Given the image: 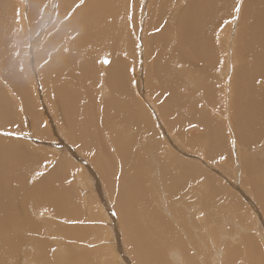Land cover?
Here are the masks:
<instances>
[{
    "label": "bare ground",
    "instance_id": "obj_1",
    "mask_svg": "<svg viewBox=\"0 0 264 264\" xmlns=\"http://www.w3.org/2000/svg\"><path fill=\"white\" fill-rule=\"evenodd\" d=\"M5 1L0 0V264H91L93 257L85 250L77 252L74 241L106 236L110 239L103 241L109 243L106 264H121L120 255L125 264H165L164 256L175 264H196L192 256H203L206 247L220 251L215 264H222V256L223 264H236L235 258L239 264H264L263 243L250 235L256 221L245 216L248 208L217 178L164 146L154 121L133 91L137 92V84L131 82L128 58L133 57L135 64L133 34L145 0H141L130 30L122 15L138 0H18L24 6L27 32L19 28L13 2ZM183 1L184 6H180L182 0L146 2L148 19L142 43L147 64L149 52L154 53V67L149 66L145 73L146 94L156 102L157 95H163L160 106L167 104V110L159 107L156 111L167 130L172 134L175 129L193 151L201 149L204 139L202 150L213 162L219 155L232 159L226 124L206 112H190L188 104L203 92L208 106L226 112L220 103L226 97L233 110L227 116L235 141L245 146L240 186L245 192L249 193L248 188L254 191L252 201L264 221V0H243L234 41L228 34L218 39L223 21L226 29L237 22L232 20V0ZM235 1L236 6L239 0ZM53 3L58 4L55 21L50 14ZM64 17L69 21L59 28ZM158 21L164 25L157 28ZM26 35L37 36L30 47L23 41ZM40 43L44 47L38 52ZM22 49L26 59L22 68L33 63L40 85L18 71L14 56ZM122 52L125 58L120 56ZM106 53L109 56H103ZM40 61L48 62L42 70ZM100 61L104 66L97 64ZM153 81L161 88L156 89ZM186 84L193 85L192 89L186 91ZM114 109L119 110V118L113 115ZM20 110L28 117L23 118ZM181 121L204 128L202 138L182 134V128L175 126ZM142 155L146 156L141 160ZM163 157L171 158L172 179L173 171L179 172L187 185L186 194H199V202L181 208L168 201L179 193L169 192L170 188L165 191L160 172ZM85 158L89 165L83 163ZM228 162L229 157L226 171L223 166L220 170L233 178ZM45 163H49L46 168ZM80 164L90 167L86 173ZM41 168L46 173L38 177ZM73 172L93 188L102 184L106 200L115 201L116 234L120 235L116 241L102 226L105 220L97 202L101 199L102 205L105 201L99 185L95 194L84 196L72 183ZM197 176L204 182L189 189L185 177ZM201 183L209 187L206 194L200 191ZM241 189L243 199L258 210ZM222 195L231 199L229 208L242 221L237 226L242 239L225 236L229 225L222 229L214 220L198 224L194 219L204 213L205 200L216 197L220 201ZM143 201L149 211L143 210ZM167 218L174 225L168 226ZM82 221L87 229L68 227ZM177 250L188 257L175 256ZM92 252L104 255V248L96 246Z\"/></svg>",
    "mask_w": 264,
    "mask_h": 264
},
{
    "label": "rangeland",
    "instance_id": "obj_2",
    "mask_svg": "<svg viewBox=\"0 0 264 264\" xmlns=\"http://www.w3.org/2000/svg\"><path fill=\"white\" fill-rule=\"evenodd\" d=\"M8 1V0H7ZM13 2V7H14V16L16 15L19 16V28L20 30L27 32L29 30V28L27 27L26 23H25V18H24V6L21 4V2H18V0H11ZM30 0H27V3H29ZM3 3H7L5 0H2ZM134 2V0H133ZM141 0H138L137 5L135 6L133 4V7L128 8V12H125L124 15H122V20L124 25L128 28V30L131 29V22L132 19L134 18L138 8H139V4H140ZM234 2V5H233ZM242 2L243 0H239L238 3L235 6L236 1L232 0V10H231V15H232V20L233 21H237L235 24L233 25H229V28L226 29L227 24L225 21H223L222 25L218 28L219 34H218V39L222 38L224 39L225 36H227V34L229 35V37H232V40L234 41V36L236 34V31L238 29V16L240 14L241 11V7H242ZM168 1H166L165 6L167 5ZM186 4V1L181 2L180 6H184ZM58 4L57 3H53V6L56 8ZM146 2H144V12L140 17V28H138L136 34H133V42L134 43V51H135V64H133V57H129L128 61L131 63L132 69L130 71V77H131V82H133L135 80V83L137 84V92L135 90H133L136 94V96L138 97L139 101L142 103L144 110H147V113L153 123L154 121V126L156 127L157 132L160 135V140L162 141V143L164 144V146L171 151L172 154H175L178 158L183 159V160H189L195 164H197L200 168L206 170L209 174H211L212 176H214L215 178H217L222 184H224L233 194V196L237 195L240 199L241 202L248 208L249 213L247 211H245V216L249 219L250 222H252V218L254 221H256V225H254V223H252V227H251V231H250V235H254V237L257 238L258 241L261 240V242L263 243L262 245L264 246V221L262 219H260V217L262 216L260 208L257 204H255V201H252V199H254V191L250 190L248 188V192H245V190L241 189L242 187L240 186V181H241V173L239 171V167L241 164V156L242 153L244 152V148L245 146L240 143L238 140L237 142L235 141V137L232 133V126H231V121L228 120V113L230 112L231 115L233 113L232 107L230 106L228 108V102L226 97L223 98V100L220 102L222 107L225 109L226 112H224L222 109L216 108L214 106H208L207 105V101H204L203 99H206V94H204L205 98L203 97V92L198 93L195 97L192 98V102L188 104V109L190 110V112L195 113L197 110L199 111H203L206 112L210 115H213L214 117H216L219 121L223 122L226 124V129L225 131H227V134L230 137V147H231V152H232V159L230 158V156H225V155H219L215 160L216 161H211L210 158L205 154V152L202 150V148L204 149V139L200 140V146L198 148L201 149H197L196 151L191 150V147L186 146V145H190L186 142V140H184V142L186 143V145L182 142V140L180 139V135H178V132L174 129L172 134L167 130L165 124L162 122V118L159 114V112H157L156 110H159V107L162 108V110L165 112L167 110V104L166 107L163 106L161 107V103H162V99H163V95L161 94V97L157 95L156 100L157 102L152 99L151 97L148 96V93L146 94V86H145V73L147 71V68L149 70V66L152 65V67H154V53L153 52H149L151 53L149 55L148 58V64H147V60L144 58V52L146 53L145 49H144V44L142 43V37H143V32H144V22L147 21V16H146ZM17 11V12H16ZM41 14L44 12V9L42 8L41 10ZM55 12V10H54ZM18 13V15H17ZM50 14H52V10L50 11ZM54 16L53 20L56 19L57 14H52ZM69 21V19H66V17H64L62 20H60L58 22L59 28L61 27L63 22H67ZM53 22V21H52ZM163 23V22H162ZM161 23V24H162ZM160 22L158 21V27L159 28L161 26ZM164 25V23H163ZM15 26H18L15 24ZM156 28V29H157ZM58 29V27H57ZM155 30V28H153ZM152 29V30H153ZM140 31V32H139ZM22 32V33H24ZM21 33V34H22ZM23 35V34H22ZM21 35V36H22ZM156 36V35H154ZM151 36V39L152 37ZM16 39H20L18 36ZM37 39L36 37L31 38L30 35H26L25 38L23 39L24 42L28 41V45H32V43ZM151 39H150V45H151ZM43 42V41H42ZM39 46V47H38ZM36 47H38V52L41 51V49L44 47L43 43H40L39 45H36ZM109 56V53L104 54L103 56ZM122 57L125 58V54L124 52L121 53ZM17 58V62L20 60V57L16 56ZM139 62V64H138ZM48 63V62H47ZM47 63H42L41 61L39 62V67L42 70L43 67L47 64ZM158 64L159 61L157 62ZM25 64V61L23 63ZM98 65L101 64V66H104L101 61L97 62ZM138 64V65H137ZM107 65H108V61H107ZM22 76L24 77H32L34 75V71L32 69V67H29L25 70L20 69ZM153 70H150V72L152 73ZM143 72V73H142ZM153 80V79H152ZM34 84L37 86L38 84L40 85V82H34ZM153 84H155L157 87L158 83L156 81H153ZM185 90H191L193 85L190 84H186L185 85ZM228 88V87H227ZM231 86L229 87V95L231 94ZM40 92V90H39ZM144 95H143V94ZM181 93V91H180ZM182 94V93H181ZM227 94H228V90H227ZM186 96V95H184ZM146 97V98H145ZM16 101H20V103L22 102L21 99H19L17 96L15 97ZM203 102H205V104H202ZM163 105H165L164 101H163ZM228 108V109H227ZM20 114L23 118H27L28 116L22 112L20 110ZM113 115L116 118L120 117V113L118 109H114V113ZM178 119V117L175 118V120ZM174 123V122H172ZM187 125V126H184ZM175 126L182 128V134L185 133L186 136H188L189 134H193L202 138V133L204 132V128L203 131L202 129L200 130V126L198 124H193L192 126L189 124H185L179 122L176 123L175 122ZM226 134V132H225ZM226 134V135H227ZM10 136V135H8ZM197 137V138H198ZM11 139V138H10ZM173 143V144H171ZM37 146V145H36ZM39 147H43V145H38ZM164 154V153H163ZM146 155H142L141 160L145 157ZM229 157V165H231V167H229V170L233 171V178H229L227 177L224 173L221 172L220 167L223 166L224 170L226 167V163H225V159H227ZM172 158V155H171ZM170 157H163V162L160 165V172H161V176L163 181L166 183V189L165 191H168V188L171 189V191L169 192H174L177 191L179 193V196L175 197L172 200H168V201H172L176 204V206H180L181 208H187L189 207L191 204L199 202V194H197V196H194L193 194L190 193V196H188L186 194V183L182 180V178L180 177L179 172L173 171L172 175L175 176L172 177L170 176V172H171V167L169 162L171 161ZM262 161H264V159H261ZM84 164H88L86 158L85 160H83ZM49 163H45V165H43L44 168L47 167ZM89 165V164H88ZM242 166V164H241ZM164 168V171H163ZM235 169V171H234ZM261 174H263L264 168L261 169ZM41 172L38 173V177H41L43 174L46 173V171L44 169L41 168L40 170ZM43 171H45V173H43ZM226 171V170H225ZM85 173V171H84ZM41 174V175H40ZM35 175V174H34ZM76 175V174H74ZM75 178V177H74ZM37 179V178H36ZM78 179V178H77ZM75 178V180L73 182L76 183V187L79 190V192L81 194H83L84 196H87L90 192L92 193H96V191L99 190V187L97 185H99L98 183L96 184V186H94V188L92 187V185H90V183H86V179L85 178H80L79 180H77ZM84 181H82V180ZM185 179L188 180L189 182V189H194V186L197 183L200 182H204V180L201 177H196V178H186ZM82 182L84 184H82ZM98 182V181H97ZM84 185V186H83ZM201 186H203V184L201 183ZM93 188V189H92ZM100 188H101V194H102V199L105 201V203L108 206V209L112 212L113 216H114V221L111 219V217L109 216L107 210H106V206L105 203H102V217L105 220V224L103 223L102 226H104V228H107V230L112 233V235L114 236V241L117 240L118 235L116 234V230L118 231V229L116 228V226L119 225V221H118V217L116 215V212L114 211V207L113 204L115 203V201L113 202V204L106 200L105 196L103 195V185L100 184ZM209 188L208 185L205 183V186H203L202 188H200L201 193H205L206 194V189ZM88 189V190H87ZM239 189H241L243 192H245L246 195L249 196V200L251 202L254 203V205H256L258 207V210H255L249 203L248 200L243 199V196L241 193H239ZM94 190V191H93ZM86 192V193H85ZM93 195V194H91ZM117 196V190L114 193V198H116ZM100 204H101V199H100ZM205 207L202 209L204 211V213L202 214H197L194 216V219L198 222V224L208 220H214V224H219L221 226V228L223 229L226 225H229L231 227L228 235L225 236H229L232 238H236L238 239H242L244 238V236L237 234V226L239 224H242V221L239 217L238 214L233 213L232 209L229 208L231 207V199L228 198L226 195H222L220 198V201H218L216 199V197L212 198V201L210 200H205L204 202ZM224 204L225 206L221 205ZM143 210L149 211V207L146 206V203L143 201V203L141 204ZM205 215V216H204ZM255 217V219H254ZM193 218V217H192ZM168 219V218H167ZM170 223H168L167 225L169 226V224H172V219H168ZM86 221V220H85ZM79 222V223H75L73 222L71 226H68L70 229H87L88 226H83V223ZM89 223V222H88ZM62 225H66V223H62ZM86 225H88L86 223ZM165 224V227L167 226ZM259 229V232H257L256 227ZM119 233V232H118ZM190 235L192 234V232H189ZM220 235H224V233L222 232ZM120 236V235H119ZM54 239V238H53ZM89 239V240H86ZM121 239V237H120ZM160 239H163L162 237H160ZM104 240H110L107 236L100 239V240H95L92 239L91 237H86L85 239H76L74 241L75 245V249L77 252H81V251H88V255L92 256L93 258L90 260L91 264H106V258L105 256L107 255V249L108 244L109 243H103ZM122 240V239H121ZM54 241V240H53ZM61 242L65 243V241ZM260 242V244H261ZM234 243L232 242H228L229 246H232ZM107 245V246H105ZM96 246H103L104 248V255H97L94 254L92 252V250L96 247ZM54 249H56L55 251H58L61 249H57V247H55ZM243 253V252H241ZM180 254H183L184 257L187 256L185 255L183 252H180L177 250V252L175 253V256H178ZM202 255V254H201ZM199 255L197 256H192V258L195 260L194 262L196 264H215L216 259H218L220 257V251H211V249L209 247L205 248L204 251V255L201 256ZM188 257V256H187ZM119 259V262H121V264H125L124 262V258L123 255L121 257L118 256L117 257ZM165 261V264H175L168 256H164L162 257ZM225 257H221V262L223 264ZM202 259V260H201ZM244 260V258H243ZM208 261V262H207ZM236 264H239V259L235 258ZM205 262V263H203ZM112 264H115L114 262H111ZM129 264V263H128Z\"/></svg>",
    "mask_w": 264,
    "mask_h": 264
},
{
    "label": "crops",
    "instance_id": "obj_3",
    "mask_svg": "<svg viewBox=\"0 0 264 264\" xmlns=\"http://www.w3.org/2000/svg\"><path fill=\"white\" fill-rule=\"evenodd\" d=\"M145 2H147V0H145ZM145 7H146V6H145ZM143 8H144V2H143L142 5H141V9H142V10H143ZM51 9H52V14H55V12H54L55 7H54V6H51ZM139 9H140V5H139L138 10H139ZM138 10H137V11H138ZM54 21H55V20H54ZM138 28H140V23H139ZM137 31H138V30H137ZM139 32H140V31H139ZM25 43H28V41L25 42ZM30 46H31V45H30ZM30 46H29V47H30ZM16 56L20 57V60H19L18 62H16V67H18V71L21 72L20 69L25 70V69L22 68V67H26V65L23 64L24 61H25V64H26V59H25V52H24V49L20 50V51L16 54ZM16 56H14V58H15V60L17 61ZM30 59H31V61H32V55H31V52H30ZM32 65H33V63H32V64L30 63V66H29V67H31ZM23 77H24V76H23ZM38 77H39V75H38L37 72H36V73H34V75H33L32 77H24V78H26V79L31 78V79L33 80V82H40V79H39ZM46 160H49V159L47 158ZM50 160H51V158H50ZM80 167L84 169L85 173H86V168H90V167L85 166V165H83V164H80ZM73 174H74V172H73ZM74 177L77 179V177L74 175V176L72 177V183H73V185L75 186V188L77 189V187H76V183L73 182V181L75 180ZM77 180H79V179H77ZM99 187H100V185H99ZM100 189H101V188H100ZM77 190H78V189H77ZM78 191H79V190H78ZM82 198H83V197L81 196V199H82ZM95 199H99V196L96 195ZM96 201H97V200H96ZM97 203H98V205L101 207L100 202H97ZM107 212H108L109 216L111 217V219L114 221V216H113L112 212H111L108 208H107Z\"/></svg>",
    "mask_w": 264,
    "mask_h": 264
}]
</instances>
